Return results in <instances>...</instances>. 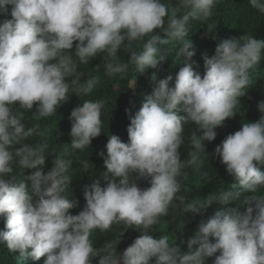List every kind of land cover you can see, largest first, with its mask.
Segmentation results:
<instances>
[{
	"label": "clouds",
	"instance_id": "clouds-1",
	"mask_svg": "<svg viewBox=\"0 0 264 264\" xmlns=\"http://www.w3.org/2000/svg\"><path fill=\"white\" fill-rule=\"evenodd\" d=\"M248 2L264 14V0ZM216 3L0 0V14L7 15L12 6L11 19L0 23V216L6 219L0 240L10 252L32 260L46 257L44 264H93L97 257L98 264H205V257L212 256L214 264H264V195H256L264 188V101L257 106L258 121L242 123L214 150L233 177L230 190L198 200L181 194L184 170L204 164V142L214 141L215 129L237 115L252 85V72L264 60V39L246 33L223 40L211 58L204 54L203 76L187 63L195 55L187 39L189 21H206ZM213 27L208 25L209 31ZM144 37L148 39L142 49L133 50V42ZM171 42H179L177 56L183 57L174 84L171 75L155 83L130 120L127 143L108 136L107 156L98 154L107 169L102 174L106 186L93 179L84 190V209L72 215L77 202L66 193L73 182L68 174L73 161L56 155L52 169L43 173L49 145L25 142L38 133L39 125L26 128L24 111L37 105L33 116L38 120L56 115L70 92L78 97L91 94L100 77L85 78L78 63L87 65L105 53V73L123 78L130 66L138 73L157 68L168 57L163 46ZM122 46L130 54L127 62L117 55ZM102 107V102L85 100L72 110V149L83 151L102 134ZM188 122L196 125L190 137L193 150L181 160ZM80 163L87 171L89 161ZM14 167L23 170L20 179L12 175ZM25 170L34 171L25 176ZM140 179L150 187H138ZM242 193H252L243 200L246 210L216 211L198 225L184 253L167 235L154 238L151 232L170 208L203 215L213 204L226 205ZM120 223L140 232L122 255L112 241L94 247V230L106 232Z\"/></svg>",
	"mask_w": 264,
	"mask_h": 264
},
{
	"label": "trees",
	"instance_id": "trees-1",
	"mask_svg": "<svg viewBox=\"0 0 264 264\" xmlns=\"http://www.w3.org/2000/svg\"><path fill=\"white\" fill-rule=\"evenodd\" d=\"M175 2L176 0H173L174 6ZM11 8L12 6L9 5L7 15L0 14V23H3L6 19H11ZM212 11V16L206 21H189L190 31L187 39H191L195 55L187 63H190L194 71L201 74V76H203L205 71L204 54H207L211 58L215 54L217 45L223 40L233 37L239 38L246 33L255 36L257 39H264V14L252 8L248 0H217ZM208 25L214 26L211 31H209ZM166 26L167 24L165 23ZM158 34L163 35L159 32ZM147 39L148 37H144L142 40L133 42V50H141L143 43ZM127 43L125 41L124 45H127ZM163 47L168 57L158 64L157 68L138 73L130 66L128 73L123 78L120 75L109 77L105 73L103 67L105 53L98 54L87 65L78 63V70L85 74V78L96 75L100 77L99 84L91 94L78 97L75 93L70 92L69 95L72 96L69 97L68 102L64 103L57 110L56 115L38 120L33 116L37 105L33 106L31 112L24 111L26 128L39 125L38 133L29 137L25 142L30 144L47 143L49 145L50 154H46L43 173L47 174L52 169L56 155L73 161L68 173L73 182L66 193L69 199H74L77 202V206L70 210L72 215H77L84 209L86 205L84 190L92 183L93 179H99L101 186H106L102 174L107 169L104 167V159L98 154L103 151L105 157L107 156L105 146L108 142V136L115 135L122 142L127 143V128L130 125V120L139 111L144 98L152 94L155 83L171 75L173 77L172 84H174L175 76L180 67L183 66V57L177 56L180 44L179 42H171ZM74 48L71 50L73 53ZM117 55L124 62L130 59V54L124 51L123 46L118 50ZM97 67L99 68L97 69ZM153 76H155V81L152 79ZM251 78L252 85L246 95L241 98V104L237 107V115L226 120L222 127L215 129L216 138L214 141L204 142L206 154L204 156V164L199 169L196 166H191L184 170L186 175L180 178L182 186L181 194L187 195L189 199L198 200L211 193L219 194L223 189L224 191L230 190L233 177L227 173L226 167L220 162V158L214 156V150L229 134L239 131L242 123L256 122L260 119L261 113L258 111L257 106L259 102L264 101V60L253 70ZM85 100L102 102V134L94 138L88 148L81 151L70 147L72 142L70 135L72 121L69 117L72 110L81 106ZM195 130L196 125L192 122L184 125V143L179 149L181 160L188 159L189 152L193 150L190 144V137ZM197 134L199 135L200 133L197 132ZM15 147L19 148L20 145H16ZM66 149L68 154L64 155ZM84 160L89 161L87 171L82 168L80 163ZM21 171L23 170L14 167L12 175L20 179L19 173ZM33 171L25 170L24 175H31ZM261 171H264V166H261ZM28 183L30 185V181ZM137 185L141 189L150 187L148 181L144 179L138 180ZM251 195L252 193H242L238 200L230 201L226 205L213 204L203 215L186 214L181 208H170L169 214L161 217L160 222L153 226L151 232L154 238L167 235L169 243L171 244L176 241L181 247V252L184 253L187 251V241L194 236L198 225L202 221H206L216 211L238 208L241 212H244L247 205L243 204V200L245 197H250ZM256 195H264V188L259 189ZM35 199L34 197V201ZM5 223V217L0 216V232L6 231ZM139 236L140 232L120 223L114 224L106 232H101L98 229L94 230L91 239L96 248L103 247L106 241L114 242L117 245V253L122 255L126 248ZM181 241H183V244H181ZM210 243H215L214 238H210ZM216 255H219V253ZM45 259L46 257H41L39 260L23 258L19 252H10L6 243L0 240V264H44ZM98 260L99 257L95 258L93 264H98ZM214 260L215 256L205 257V264H214Z\"/></svg>",
	"mask_w": 264,
	"mask_h": 264
}]
</instances>
